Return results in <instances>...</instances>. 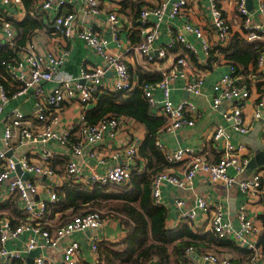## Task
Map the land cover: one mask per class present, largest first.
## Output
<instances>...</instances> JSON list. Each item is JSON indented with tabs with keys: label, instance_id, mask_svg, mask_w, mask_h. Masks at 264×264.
Returning <instances> with one entry per match:
<instances>
[{
	"label": "built area",
	"instance_id": "obj_1",
	"mask_svg": "<svg viewBox=\"0 0 264 264\" xmlns=\"http://www.w3.org/2000/svg\"><path fill=\"white\" fill-rule=\"evenodd\" d=\"M9 1V0H0ZM19 1V0H16ZM78 0H36L37 11H47L57 7L61 9L67 3H75ZM112 3V9H107V20L113 31V38L118 40L121 22V2L123 0H84L81 12L98 13L101 11V2ZM222 0H211L212 23L217 31L218 42L221 46L228 45L234 35L233 24L224 13L221 5ZM188 0H176L172 3L169 12L170 17L184 13ZM167 1H161L156 5H144L138 17L143 41L137 45V49L148 60L156 57L163 59L167 55V49L175 43H182L186 48L196 53L195 46L187 41L185 33H195L202 39L206 55L211 57L212 43L201 27L187 22L182 30L172 36V40L166 48L154 52V42L159 37L160 25L164 21L167 12ZM238 12L242 19V37L247 41L264 39V0H260L259 13L261 22L255 21L247 7L245 0L238 2ZM78 11L58 12L53 20L54 34L65 39L78 36L91 48L103 56L104 64L97 66H84L77 77L62 80L52 89L43 86L44 82L51 81L58 73L61 65L67 59L69 51L62 52L53 50L37 51L30 45L18 56L10 60H2L5 73H0V124L2 113L10 98L29 94L33 99L32 117L29 118L20 108L12 110L9 120L3 130L0 128V201L17 199L16 202L26 213L17 226H13L12 218L5 216L0 218V259L4 264H16L22 259L21 249H9L8 242L18 237L21 233L31 231V236L25 245L26 251H32L39 247L38 236L45 240V244L51 247H60L61 242L75 231L93 230L96 234L90 238V250L98 257L100 233H104L106 227L112 223V217L104 216L101 212L93 210L83 214L74 215L70 220L60 223L54 231L46 228L42 218L47 213V201L36 200L42 183L41 178L49 180L46 185L50 193V201H59V193L55 190V183L59 174L54 168V160L63 157V153L56 154L52 149L45 147L42 152L37 147L50 141L57 142L62 146H69L71 157L68 159L67 175L72 182L78 183L82 179L81 169L76 157L83 154L84 147L103 140L107 135L115 138L120 131L131 121L124 115H108L97 123H89L85 112L79 116L76 122L65 123L62 120V109L66 102L78 99L84 106L89 104L97 95L108 91H129L137 86L131 80L129 66L120 54L109 52L108 40L95 31L91 26L83 27L77 22ZM6 37L8 43H14V30L6 24ZM109 70L113 71V77L107 76ZM206 69L191 67L188 57L179 56L172 68L163 72V78L156 83H145L141 87L148 102L151 105L158 101L153 95V90L159 87L163 90L164 99L161 105V115L166 119L163 130L176 132L183 127L192 126L201 116L198 104L194 100H182L178 103L171 99V84L178 77L186 79L185 88L192 95L198 96L202 92V85ZM264 75V51L261 52L257 61L256 72L251 73L250 78L257 80L258 76ZM244 75L234 66L224 74L213 86V103L217 107L224 100L234 102V105L225 113V118L233 123L235 130L246 134L250 130L244 116L243 103L251 96V88L248 82H243ZM12 85V86H11ZM11 87L14 90H11ZM264 95L260 96L255 104V118L263 117ZM264 118V117H263ZM33 120V121H32ZM74 131H79V138L71 140ZM133 139L124 147H119L114 157L124 154L129 160L139 155L141 146L140 134L133 132ZM214 142H221V158L217 162L209 161L205 155L194 147H164L160 141L157 145L162 150L165 159L174 163L187 161L185 171L178 175L170 169H164L157 173L152 181L153 200L158 204L162 202V190L166 184H172L183 189L193 187L194 179L200 175H206L212 182H223L226 185L239 183L240 189L248 195L260 194L264 186V169H259L251 177L238 181L247 168L250 161L245 143L234 144L228 137L225 127L217 125L212 135ZM30 149L28 153L20 149ZM247 154V155H246ZM233 168L235 174H230ZM28 174L27 178L24 176ZM133 176V164L127 162L110 167L106 172L92 176V184H126ZM176 205L182 209L180 216L194 221L199 215H209L212 231L222 239L232 238L239 246L248 247L253 256L247 264H259L263 257L261 246L258 244V235L261 228L255 220L248 215L245 206L238 212L240 225L235 228L230 220L224 215V206L221 202H210L205 196H199L193 207L187 208L184 199H176ZM194 247L188 248V255ZM81 242L70 241L63 248L64 264H81ZM203 263L207 264H236L230 258L215 252H208L202 257ZM35 264H58L44 255L35 258Z\"/></svg>",
	"mask_w": 264,
	"mask_h": 264
},
{
	"label": "crops",
	"instance_id": "obj_2",
	"mask_svg": "<svg viewBox=\"0 0 264 264\" xmlns=\"http://www.w3.org/2000/svg\"><path fill=\"white\" fill-rule=\"evenodd\" d=\"M161 1H167L168 7L165 19L159 28V37L154 42V52L156 56L158 54V50L166 48L168 43L172 40V36L179 33L182 30L183 25L187 22L192 23L194 26L201 27L205 31L207 37L213 45L212 51L216 47H222L218 42L216 35L217 31L212 23V11L210 7L211 0H188L184 13L174 18L170 17L169 12L171 10L172 3L176 0H123L120 8L122 24L120 25L118 40L113 38V31L107 20L106 10L112 9V3H107L105 1L101 2L99 6L101 9L100 12L86 13L81 12L84 0H78L75 3H67L61 7V9L54 7L47 11H37L36 0L0 1V46L9 45L10 47H16L18 45L17 40L19 41V31L16 24L23 21L28 15H31L39 21L41 27L34 29L28 35L26 43L19 46L14 57L18 56V54L23 52L30 45H33L34 49L40 52L53 50L60 53L62 50L67 49L69 51V55L61 65L58 73H56L55 77L51 81L43 83V86L47 89H52L62 80L79 76L81 68L84 66H97L104 64L103 56L97 53L80 37L73 36L65 39L58 34H54L52 23L56 14L60 11H78L77 22L81 26H91L95 31L103 35L108 40L107 48L109 52L120 54L122 56L129 66L131 80L137 85L140 84V81H143V76L159 72L163 73L164 71L170 70L176 59L185 54L188 57L192 68L200 67L206 69L202 92L198 96L192 95L185 88L186 79L178 77L171 84V99L175 103L186 99L194 100L199 106L201 116L196 120L194 125L183 127L173 133L160 128L157 133L156 143L160 141L164 147L168 148L194 147L199 150L201 154L205 155L209 161L217 162L221 158L222 144L221 142H214L211 135L216 126L221 125L225 127L229 139L234 144H246L248 155L251 159L258 149H264V108L262 118H255L254 116L255 104L260 96L264 95V75L258 76L257 80L249 77L248 79L246 77H243L242 79L243 82H248L251 88V96L243 103L244 116L246 117L250 130L246 134L240 133L235 130L233 123L227 120L224 116L225 113L234 105V102L224 100L217 107H214L213 103L214 84L230 70V63L224 52L216 50L214 52V56L218 57V60L208 67L210 56L208 57L206 55L203 41L195 33L185 34L187 41L195 46L197 50L196 53L188 50L184 44L179 42L167 49V55L163 59L156 57L154 60H148L138 51L137 45L143 41L144 37L140 31V26L138 25V20L135 17V14L138 13L144 5H156ZM239 1L240 0H222L221 5L224 9V13L229 17L230 22L233 24L234 35L238 34L242 36V19L237 9ZM245 1L252 18L257 22H261L258 10L260 0ZM6 24L11 25L14 30L15 34L13 44H10L7 40H5ZM260 41L264 43V39ZM212 51L210 54L211 56ZM251 67L252 66H250V68ZM108 77L112 79L113 74ZM11 90H14V88L11 87ZM153 95L158 102L152 105V110L154 114L161 115L160 108L164 99L163 90L156 87L153 90ZM96 100L97 98H94L86 106L82 105L78 99L66 102L62 109V120L64 124L76 122L82 113L85 112L86 114L88 110L94 107ZM16 108H20L29 118H31L33 112V99L29 97V94L19 97L12 96L2 113V120L0 124L1 130L5 128L12 110ZM129 119H131V121H127V125L120 131L117 137L110 138L107 135L103 140L97 143L88 144L84 147L83 154L76 157L75 160L78 162L82 174V179L78 183L70 181L67 175L68 159L71 157V149L69 146H62L57 142L50 141L37 147V151L42 152L45 147H48L56 154H64L63 157H57L54 160V168L59 174V178L55 183H53V185L55 190L59 193V201L61 199L60 193L63 192L64 188H92L95 185L90 183L92 176L104 173L110 167L131 162L134 169L136 164L139 162V169H143L146 164V159L141 156L140 151L139 155L133 160H129L124 154H121V156L116 158L114 157V153H116L119 147H124L125 144L132 141L133 132L140 134L142 143L146 138L148 130L145 124L131 117H129ZM78 138L79 131H74L71 135V140L76 141ZM20 151H25V153H28L29 156L32 155L30 149L27 150L25 148L24 150L21 148ZM186 167L187 161H181L168 166L166 169H170L175 174L180 175L185 171ZM259 169L264 168H258L252 173H249L246 170L239 176L238 181L243 178L251 177ZM229 173L235 174V170L230 168ZM40 182L43 187H41L36 200H45L48 203L47 213L44 215L41 222L46 228L54 231L60 223L70 220L74 215H69L72 208L61 210L62 206L59 205V208L57 205L59 201H50V193L46 187V185L49 184L48 179L45 177L41 178ZM199 196H205L207 200L212 203L221 202L224 206V215L226 219L230 220L235 228H238L240 225L238 212L242 206H245L248 215L251 216L255 220L256 224L261 228V232L257 237L259 241L264 232V225L261 219V215L264 213V186L260 194L250 196L240 189L239 183L226 185L223 182H212L204 174L198 175L194 179L193 187L189 189H183L172 184H166L162 190V202L163 205L169 208L167 227L176 228L182 221L187 220L180 216V211L182 209L177 207L176 199H184L186 202L185 206L190 208L196 204V199ZM20 208L25 215L26 213L23 208ZM66 214H68L66 217L67 219L65 218ZM5 216L12 218L13 222L16 221L18 224L20 223L21 218H23V216H14V214H11L8 211H0V218ZM111 219L113 221L109 224V226L113 228V232L110 236L107 234V229L104 233H100L99 243L106 238L117 240L118 237L125 235V230L120 226L118 218L112 217ZM194 222V225L198 227L200 231H212L209 215H199ZM95 234L96 233L93 230L75 231L61 242L60 247L48 246L45 244L44 238L38 236V249H40V251L35 255H31V251L25 250V245L27 244L29 238L35 235L31 231H26L21 233L18 237L11 239L8 242L7 247L9 249L22 250V259L16 261V264H35V258L38 255H44L58 264H64L63 248L70 241L79 240L81 242V264H96L99 255L97 257L90 250V238H92ZM225 239L236 243L232 238ZM242 247H244L245 250L237 251L226 245H211L201 249L194 247L192 254L188 256L190 257L192 264H207L202 261L203 255L208 252H215L221 256L230 258L236 264H247L253 256V253L248 247ZM261 248L263 257L260 258L259 264H264V248L262 246ZM0 264H4L2 259H0ZM152 264H158V262L155 260Z\"/></svg>",
	"mask_w": 264,
	"mask_h": 264
},
{
	"label": "trees",
	"instance_id": "obj_3",
	"mask_svg": "<svg viewBox=\"0 0 264 264\" xmlns=\"http://www.w3.org/2000/svg\"><path fill=\"white\" fill-rule=\"evenodd\" d=\"M140 10L135 14L137 19ZM16 26L19 31L18 45L0 46V73H5L2 60L12 59L19 46L26 43L28 35L41 27V24L28 15ZM216 50L224 52L230 65L248 79L251 73L257 70L258 57L264 51V43L260 40L247 41L235 34L227 46L213 49L208 67L218 60V57L214 56ZM162 74L159 72L143 76V81L129 91H108L99 94L94 107L86 112V120L89 123H97L108 115H125L144 123L148 130L139 150L141 156L146 159V164L143 169H139V162L136 164L132 179L128 183L95 184L88 189L64 188L60 193L61 199L57 205L62 206L61 210L72 208L69 215L96 210L104 216L118 218L120 226L125 230V235L117 240L106 238L99 243L96 264H152L155 260L158 264H192L187 253L189 247L201 249L211 245H226L237 251L245 250L228 239L219 238L214 231H200L194 221L184 220L176 228L167 227L169 208L153 200V178L171 164L156 143L157 133L164 126L166 119L154 114L141 86L144 83L160 81ZM16 200L0 201V211L24 216ZM67 216L68 214L65 218ZM261 219L264 225V213ZM11 224L16 226L18 222L12 221ZM258 244L264 248V232Z\"/></svg>",
	"mask_w": 264,
	"mask_h": 264
},
{
	"label": "water",
	"instance_id": "obj_4",
	"mask_svg": "<svg viewBox=\"0 0 264 264\" xmlns=\"http://www.w3.org/2000/svg\"><path fill=\"white\" fill-rule=\"evenodd\" d=\"M251 1V0H250ZM252 4V2H251ZM248 7V6H247ZM113 74V71L112 70H109L107 72V76ZM258 168H264V149H258L256 151V153L254 154V156L250 159L248 165H247V168L246 170L249 172V173H252L254 170L258 169ZM28 177V174H26L24 176V178H27ZM107 229V234L110 236L113 232V228L110 227L109 225L106 227ZM40 251V249H35V250H32L30 252L31 255H35L37 254L38 252Z\"/></svg>",
	"mask_w": 264,
	"mask_h": 264
},
{
	"label": "rangeland",
	"instance_id": "obj_5",
	"mask_svg": "<svg viewBox=\"0 0 264 264\" xmlns=\"http://www.w3.org/2000/svg\"><path fill=\"white\" fill-rule=\"evenodd\" d=\"M69 214V213H68Z\"/></svg>",
	"mask_w": 264,
	"mask_h": 264
}]
</instances>
